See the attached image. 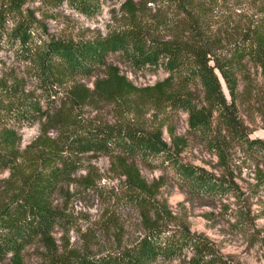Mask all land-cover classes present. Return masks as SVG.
Returning <instances> with one entry per match:
<instances>
[{"label": "trees", "instance_id": "16d2710c", "mask_svg": "<svg viewBox=\"0 0 264 264\" xmlns=\"http://www.w3.org/2000/svg\"><path fill=\"white\" fill-rule=\"evenodd\" d=\"M28 1L0 0V47H11L39 81L28 90L27 78L17 72L0 78V174L8 172L0 177V264H28L33 253L39 264H239L188 224L164 222L166 207L158 205L155 187L142 179L136 164L161 158L190 195L209 201L234 197L241 204L247 198L230 166L237 149L264 187V138L250 135L240 112L242 103L260 93L254 94L250 66L264 74V0L240 23L216 29L206 18L205 0H125L123 22L88 38L49 37ZM43 1L86 15L95 14L101 2ZM159 3L171 6L172 13L148 16L150 6ZM113 57L132 69L161 67L167 75L138 87ZM93 77L90 88L83 79ZM91 104L114 106L119 120L84 118L80 110ZM143 107L162 114L185 111L190 130L218 157L222 172L183 162L179 147L185 141L170 132L172 151L163 121L144 126L127 118ZM36 123L39 135L22 148L19 129ZM85 155L111 158L126 174L125 192L142 215V232L132 242L101 250L89 237L82 246L69 244V219L55 199L70 194L68 185ZM80 183L94 186L92 174ZM240 209L249 222L245 206Z\"/></svg>", "mask_w": 264, "mask_h": 264}, {"label": "rangeland", "instance_id": "374dc122", "mask_svg": "<svg viewBox=\"0 0 264 264\" xmlns=\"http://www.w3.org/2000/svg\"><path fill=\"white\" fill-rule=\"evenodd\" d=\"M125 0H101L99 10L92 15L82 14L67 4L60 6L48 5L43 0H29L26 6L35 11L44 31L49 37L88 38L98 33H106L112 25L123 22ZM260 0H205L206 18L211 28L225 27L231 23H240L247 15L256 13ZM151 4V3H150ZM148 12V16L161 10L171 14L169 5L159 3ZM121 69V73L136 86L153 85L163 80L167 73L159 68L132 69L127 63L113 57ZM10 72H17L27 78V89L35 90L37 81L24 65L18 61L11 47H0V78ZM84 78L83 82L93 87V81ZM251 84L254 94L248 103L240 105V112L249 128L252 137L264 138V74L250 66ZM243 88L240 86L239 90ZM101 106V105H100ZM84 118L117 121L120 116L114 106L95 107L88 105L80 110ZM132 122L148 126L155 122H164V137L175 152L174 140L170 134L185 141L179 157L183 162L202 166L216 174L222 172L218 157L206 149L204 142L190 130L188 114L185 111L168 110L167 113L156 112L151 107H143L139 113H129ZM24 148L40 133V124L24 126L19 129ZM51 135H56L51 132ZM230 166L234 170L235 180L247 201L241 204L234 197L223 200L209 201L204 197L192 196L183 187L180 177L173 168L161 158L154 162L138 161L136 168L142 179L157 191L156 202L166 207L162 220L176 225L184 222L196 233L207 235L214 240L221 252L239 264H264V187L256 183L255 166L247 159H242L237 149L231 151ZM92 174L94 186L86 187L82 177ZM8 172L0 174L7 177ZM68 190L56 195V202L63 204L69 222L67 238L69 244L82 246L84 237H89V244L96 250L117 248L135 240L142 232V215L133 206L125 192L126 174L116 166L111 158L85 155L83 166L73 175ZM240 205H244L249 222L241 219ZM245 224H253L252 228ZM55 236L61 242L62 232ZM178 260L170 264H176ZM28 264H39L33 253ZM168 264V263H167Z\"/></svg>", "mask_w": 264, "mask_h": 264}]
</instances>
